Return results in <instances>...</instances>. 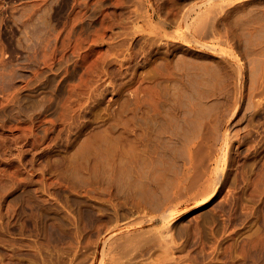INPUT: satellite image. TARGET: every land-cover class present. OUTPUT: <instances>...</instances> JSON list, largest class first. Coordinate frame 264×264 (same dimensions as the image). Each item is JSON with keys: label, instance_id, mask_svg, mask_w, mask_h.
Returning <instances> with one entry per match:
<instances>
[{"label": "rangeland", "instance_id": "rangeland-1", "mask_svg": "<svg viewBox=\"0 0 264 264\" xmlns=\"http://www.w3.org/2000/svg\"><path fill=\"white\" fill-rule=\"evenodd\" d=\"M0 264H264V0H0Z\"/></svg>", "mask_w": 264, "mask_h": 264}]
</instances>
